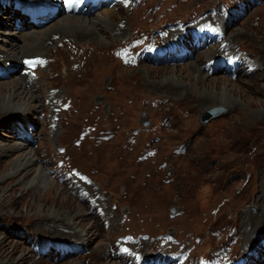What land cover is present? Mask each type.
I'll return each instance as SVG.
<instances>
[{"label":"rangeland","instance_id":"obj_1","mask_svg":"<svg viewBox=\"0 0 264 264\" xmlns=\"http://www.w3.org/2000/svg\"><path fill=\"white\" fill-rule=\"evenodd\" d=\"M9 1L0 0V49L10 41L5 31L25 23L60 27L55 8L47 15ZM125 1L103 2L121 3L113 19L127 29L117 39L118 28L102 27V46L117 55L103 75L68 81L65 64L46 61L60 42L49 44L41 76H26L38 93L23 115L24 136L0 96V146L28 142L37 158L30 171L5 175L22 150L0 154V264H264V0ZM92 5V15L105 13ZM22 71L14 62L0 67V86ZM70 96L85 100L73 106ZM54 209L73 215L87 238L66 220L41 230ZM248 214L257 231L244 245Z\"/></svg>","mask_w":264,"mask_h":264},{"label":"bare ground","instance_id":"obj_2","mask_svg":"<svg viewBox=\"0 0 264 264\" xmlns=\"http://www.w3.org/2000/svg\"><path fill=\"white\" fill-rule=\"evenodd\" d=\"M13 1H14V3L15 2L18 3L20 1H23V3H25L26 7L29 8L30 10L35 11V12L47 11V15L50 14L48 9L53 10L55 8L57 10L56 11L57 12L56 13L57 19L60 20L59 21L60 27L57 26L58 27L57 28L54 26V24H56L55 22L58 21V20H55V21H52L51 23L48 24L49 30H48V28L46 30H39L38 26L28 22V23L24 24L25 26L28 27L26 30H23V31H5V33L7 35L5 34L4 36H7V37H4V38H9L10 41L6 42L7 40H4L6 45L4 46L3 49H0V67L7 70V69H9V65L11 64V62L19 63L24 67V72L23 71L22 72L24 73L25 76L19 75L10 83V85L8 84L9 86H7V87L4 85L0 86V96H1V99H2L4 106L8 107L6 109L15 111L16 116H19L18 124L15 123L16 125L15 124H13V125H15V127H20L19 129H17V131L19 134L24 136V132H22V131L25 129V126L23 124L25 123V121H29V120H25L23 115H24V113L29 111L31 108L33 109L36 107L35 100H36V94L38 93L37 92L35 94V89H34L35 81L34 82L31 81L32 82L31 83L28 79H26V76H30L34 72H37L39 74L38 77L41 76V70L39 69V67L41 65L42 55H45L46 52L49 50V47H50L49 44L51 43V45H52L53 43L60 42L59 46L57 48H55L54 51H52L48 55H46L47 56L46 61L50 65L58 64V61H60L61 64H65L67 66L68 72L66 73V79H68V81L75 80V82H82L85 79H87V76L90 74H94L96 77H98V75L102 74L104 72V68L107 65L106 63H107V60H109V57L113 58L115 55V53H111L110 48H108L106 45L102 46L104 44L102 42H100V40L102 38L107 39V37L105 35L106 31L104 32L102 30V27H106L108 29V31H111V32L112 31L117 32L116 29L118 28V31L121 34L115 35V37L117 39L119 37L122 38L121 36H124L127 33L126 32L127 29H126V26L123 28H120L118 26V21H114V19H113L115 12H114V8H112V7L114 6V3L118 6H120L121 3L114 2V3H110L108 6L106 4L108 0H65L66 4H67L66 7H64L65 5L64 6L62 5V8H59L58 6L57 7L52 6V8H51V2L56 1V0H13ZM104 1L106 2L105 4H103ZM92 2L95 3V5H97V4L104 5L102 7L105 8V13L102 14L101 17H99L97 15H92V13L90 12V10H92V7H94V5H92ZM9 3L14 4L11 1H9ZM16 3L14 6H17ZM46 6H50V8H48ZM168 6L169 5H167V7ZM173 6H175V5H173ZM17 7L20 8L19 5ZM9 9H10L9 12L12 13L17 8H15V9L9 8ZM172 9H174V8H172ZM59 15H60V17H59ZM16 16H18V15H16ZM176 16H177V14H176ZM51 17L52 16H49V20L51 19ZM169 21H171V20H169ZM97 22L102 23V25L101 24L98 25ZM140 26H144V25H140ZM144 27L146 28V26H144ZM155 27H157V26H155ZM175 30H177V29H175ZM183 30H181L182 34H184ZM144 32H145V30H144ZM145 34H148V33H145ZM140 35L141 34L138 35L139 36L138 38H140ZM156 35H158V34H156ZM176 36L179 38L180 35H176ZM176 36L173 35V37H176ZM145 37H147V36H145ZM12 38L17 39V42H12L11 41ZM56 38H58V39L55 40ZM138 38H137V40H138ZM142 39H145V38H142ZM18 40H19V42H18ZM172 40H174V39H170L169 41H172ZM131 42H133V41H131ZM187 42L188 41H186V43ZM168 43H170V42H168ZM134 45H132V46L134 47ZM112 47L114 48V46H112ZM133 47H131V48H133ZM58 49L63 50L67 56L66 55H64L62 57L56 56L55 53H57ZM133 49H135V48H133ZM158 49L159 48L155 49L154 51H156ZM109 51H110V53H109ZM127 53H130V52H127ZM148 53L149 54L152 53V50H148ZM122 54L124 55L125 53H122ZM209 55L212 56L211 52L209 53ZM116 56L117 55H115V57ZM66 57H70L67 62H66ZM119 58L117 57V60ZM128 58H129V56H128ZM126 61H129V60H126ZM235 62H236V59H235ZM119 63H121V62H119ZM108 65H111V64H108ZM193 65L195 67L192 69L191 68H189V69L191 70L190 71L191 75L196 76V74H197L196 71L199 70V67L196 64H193ZM107 68H108V66H107ZM123 74H124V72H123ZM130 78H132V77H130ZM97 80L98 79L96 78L91 83H89L88 86L85 85L84 88L89 89L88 92H92L91 90L96 88ZM118 81H120V80H118ZM128 81H130V80H128ZM188 83H190V85H191L190 81H188ZM46 84H48V83H46ZM125 84H127V82ZM73 86H75V84ZM70 88L73 89V87H70ZM79 88H80V86H79ZM121 88H123V87H121ZM131 88H133V87H131ZM189 89H190V87L187 86V87L183 88V92H186ZM75 90H77V89H75ZM80 90L81 89H79V91ZM125 90H127V89H125ZM83 91H85V90H83ZM128 91L129 90H127V92ZM85 93H87V92H85ZM106 94H108V93H106ZM125 94H126V92H125ZM47 95H49V94H47ZM48 97L50 98V96H48ZM80 100L84 101L85 99H82V98L78 99V97L74 98L72 96L67 98V101L69 102V104H71L73 106L76 104L77 105L80 104L79 103ZM130 102H132V101H130ZM1 109L2 108H0V111H1ZM95 129H97V128H95ZM85 131H89V129L87 130L86 125L84 127V130H82L80 133L85 132ZM18 149L22 150L20 156H22L23 161L18 162V163H11L7 167V171H6L5 175L16 173L20 169H25L26 171H30L32 169V167L36 164L37 158L34 157V154L32 153V148L28 142L27 143L26 142L25 143L24 142L23 143H16L15 142L11 146H0V154H6L9 150H18ZM110 170H111V172L114 171L113 169H110ZM37 177L43 178V180L47 181L49 185L53 184V181L49 178L48 174L46 173V170L43 168H41L39 170ZM32 182H33V180H30L28 183H32ZM58 211H59L58 209H54L51 213L52 214L51 216L53 218L45 224L40 223L41 225H39L38 227H41V230L53 232L55 229L54 227H57V225H62L61 223H58V222H60L61 220L62 221L66 220L68 222V226H64V227L73 229L74 232L76 233V235H78L79 239L87 238V232L86 231L84 232V230H82L80 227L79 228L81 230L77 229L78 225L72 219L73 215L68 216V214H66L64 217H58L57 216ZM76 214H78V213H76ZM251 214H248L246 216L247 224H245V226L250 225L252 227V225H253V227L252 228L250 227V229L248 231H246L247 235L244 236V245H250L251 244L252 236L250 234L257 231L255 229V227L257 226V225L255 226L256 221L253 220V217L251 216ZM261 218L264 220V213L262 214ZM253 238H254V236H253Z\"/></svg>","mask_w":264,"mask_h":264},{"label":"water","instance_id":"obj_3","mask_svg":"<svg viewBox=\"0 0 264 264\" xmlns=\"http://www.w3.org/2000/svg\"><path fill=\"white\" fill-rule=\"evenodd\" d=\"M220 111H221V109L207 111L202 117V122H206L209 118L216 116ZM146 123L147 122L144 121V124H146Z\"/></svg>","mask_w":264,"mask_h":264}]
</instances>
